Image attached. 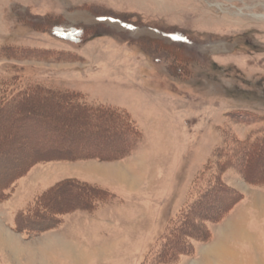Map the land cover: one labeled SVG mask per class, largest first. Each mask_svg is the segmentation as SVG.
<instances>
[{
	"label": "rangeland",
	"instance_id": "obj_1",
	"mask_svg": "<svg viewBox=\"0 0 264 264\" xmlns=\"http://www.w3.org/2000/svg\"><path fill=\"white\" fill-rule=\"evenodd\" d=\"M1 96L0 264H260L264 0H0Z\"/></svg>",
	"mask_w": 264,
	"mask_h": 264
},
{
	"label": "trees",
	"instance_id": "obj_2",
	"mask_svg": "<svg viewBox=\"0 0 264 264\" xmlns=\"http://www.w3.org/2000/svg\"><path fill=\"white\" fill-rule=\"evenodd\" d=\"M42 93H47V92H45V91H43ZM35 95H37V93L35 94ZM47 95H44V97H46ZM48 97V96H47ZM61 98V97H63V96H61L60 97V95L58 96H55V98ZM13 99H10V100H7V99H5L3 96H1L0 97V111L3 109H6V108H10V109H12V108H14L15 106H17L18 105V103L14 100V101H12ZM75 106V109H78V110H85V111H87V112H91V113H93L92 111H95V110H92L91 108H88V107H86L85 105H80L79 103H77L76 105H74ZM97 113V112H96ZM98 114V113H97ZM119 116V117H118ZM113 118L115 119V122L117 121V123H119L120 124V122H125V120L123 119L124 117L122 116V114H118L117 113V116H115V115H113ZM116 123V124H117ZM124 129H126L125 128V126L123 127ZM123 130V129H122ZM264 141V134L262 135V138L260 137V138H256L254 141H253V143H251V146H249V148L253 151V156H255V154H256V151L255 150H253L254 148H257L262 142ZM250 150V151H251ZM251 151V152H252ZM35 158V157H34ZM37 160H39V157H38V159H36V161ZM9 167V166H8ZM7 168V167H6ZM15 174V173H14ZM4 179V181H8L9 179H10V176H6V177H4L3 178ZM249 183H251V184H253V182L256 184V183H261V184H264V182L262 183V182H259L258 180H253V179H251V181H248ZM2 189V188H1ZM51 192H47L46 193V196L47 195H49ZM1 199V198H0ZM39 201V200H38ZM45 203H43V202H41V199H40V201L39 202H37V203H34L33 205H32V208L30 207V209H32V210H30L29 211V209H27L24 213H20L19 215H20V217L22 218V219H25V220H27V221H25V224L28 226V228L27 227H21V228H26V229H30L29 227H31V228H33V227H38L39 225H36L35 223H37L36 221H33L32 220V218L33 217H35V219L37 218V220H40L39 218H41V219H43L42 218V215H44L43 213H45L46 211L45 210H49V208L46 206V205H44ZM49 213L50 214H53V211L51 212L50 210H49ZM55 215V214H54ZM17 217V216H16ZM41 221V220H40ZM33 222V223H32ZM17 225V224H16ZM18 227V226H17ZM17 227L15 226V228L17 229ZM25 229V230H26ZM46 228H44V229H42V230H39V231H43V230H45Z\"/></svg>",
	"mask_w": 264,
	"mask_h": 264
},
{
	"label": "bare ground",
	"instance_id": "obj_3",
	"mask_svg": "<svg viewBox=\"0 0 264 264\" xmlns=\"http://www.w3.org/2000/svg\"><path fill=\"white\" fill-rule=\"evenodd\" d=\"M116 168L117 167H114V168H111L109 170L112 172V170H114V171L117 170ZM121 174L122 173L117 174L116 178L119 179L122 183H126V184H128L130 186H134V184H135L134 178L130 177L129 175L127 176V174L126 175L125 174L121 175ZM111 177H112V175H111ZM262 202L263 201H261V203ZM258 206H260L258 208L264 209V207L262 208V204L261 205L258 204ZM240 227H242V226H240V224H238V223L237 224L234 223V225L232 224L230 227L226 226L225 227L226 231L224 232V237H226L227 235H229V236L232 235L233 237H236L237 239H241V240L244 239L246 237V235L243 232L244 230L242 228H240ZM228 253L231 255L230 251H228V249L224 248L223 244L220 243V244L216 245V248H213L211 251H209L208 257L209 258L210 257L213 258L215 260V262L216 261L218 262V264H226L225 257L228 256Z\"/></svg>",
	"mask_w": 264,
	"mask_h": 264
},
{
	"label": "crops",
	"instance_id": "obj_4",
	"mask_svg": "<svg viewBox=\"0 0 264 264\" xmlns=\"http://www.w3.org/2000/svg\"><path fill=\"white\" fill-rule=\"evenodd\" d=\"M23 207V206H22ZM251 211V210H250ZM247 212L248 214H246L245 216L244 215H242V217L241 218H239V217H237L238 218V220L237 221H239V222H241L243 225H244V227H245V229H246V227H249V225H248V222L247 221H250L251 220V218H256L257 219V216H258V218H261L262 216H260L261 214H256L255 212ZM245 214V213H244ZM262 214H264V213H262ZM246 220V221H245ZM227 221V220H226ZM13 222V221H12ZM227 222H229V219H228V221ZM226 222V223H227ZM247 222V223H246ZM247 230V229H246ZM220 231H221V229H220ZM219 231V232H220ZM219 232H218V234H217V238L219 237ZM92 233H93V231H92ZM251 233V232H250ZM253 234V233H252ZM255 235V234H254ZM254 235H252V240L255 242L256 240H257V245H258V251L256 252V257H257V259H256V261H258L260 264H264V247H263V249L261 248L262 246H261V242H260V240L259 239H262V238H260V236H258L257 235V237L256 236H254ZM58 239V238H57ZM216 240V239H215ZM213 246H214V243H213ZM233 247H234V250L236 251V252H238L239 254H240V260H243L244 258H245V256H247V257H249L248 256V254H245V252L248 250L247 249V247L245 246V245H243L242 243H235L234 245H233ZM99 248V247H98ZM97 248V249H98ZM101 248V247H100ZM261 248V249H260Z\"/></svg>",
	"mask_w": 264,
	"mask_h": 264
}]
</instances>
